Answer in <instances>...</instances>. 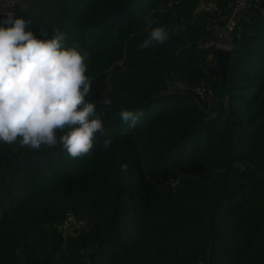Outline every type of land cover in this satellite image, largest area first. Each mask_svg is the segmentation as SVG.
I'll list each match as a JSON object with an SVG mask.
<instances>
[{"label": "trees", "instance_id": "1", "mask_svg": "<svg viewBox=\"0 0 264 264\" xmlns=\"http://www.w3.org/2000/svg\"><path fill=\"white\" fill-rule=\"evenodd\" d=\"M199 1H18L25 31L59 30L89 53L85 99L105 134L76 159L0 142V264H264V0L232 35L227 100L211 112L192 92L204 83L217 98L219 84L198 48L216 16L195 13ZM152 9L154 27L179 31L141 50ZM121 109L144 115L130 129ZM67 214L85 225L62 235L51 225Z\"/></svg>", "mask_w": 264, "mask_h": 264}, {"label": "clouds", "instance_id": "2", "mask_svg": "<svg viewBox=\"0 0 264 264\" xmlns=\"http://www.w3.org/2000/svg\"><path fill=\"white\" fill-rule=\"evenodd\" d=\"M156 14L152 9L142 18L148 35L141 50L164 44L179 31L154 27ZM7 15L4 23L11 26L0 27V142L32 150L60 145L73 159L91 155L97 134L104 135L105 129L97 103L85 99L92 85L86 74L89 53L65 47L66 35L59 30L51 39H37L25 31L29 20ZM100 104L110 107L112 101L105 97ZM119 115L131 129L144 113L121 109ZM111 144L105 138L102 147L107 150ZM127 169L122 165L121 172Z\"/></svg>", "mask_w": 264, "mask_h": 264}, {"label": "built area", "instance_id": "3", "mask_svg": "<svg viewBox=\"0 0 264 264\" xmlns=\"http://www.w3.org/2000/svg\"><path fill=\"white\" fill-rule=\"evenodd\" d=\"M251 1L252 0H225V13H222V9H220L215 0L199 1L195 13H214L216 16V18L211 20L209 26L207 27L206 36L198 45L199 49L203 51H208L206 59L207 63H212L213 65L215 61V48L233 50L232 35L239 29L240 19L245 14ZM17 4L18 0H0V21L7 20L8 13H12L13 18ZM172 85L175 87L177 85L183 84L173 81L169 85V87ZM185 87L188 90V87ZM192 92L196 96V98L198 97L201 99H203L205 95H209L206 97L208 104L209 98L212 95L213 97H215V89L204 83L199 84V86L194 88ZM83 225H85L83 221H78L71 214H67L62 219L55 221L51 225V227L56 232L61 233L62 235H66L73 231L79 230Z\"/></svg>", "mask_w": 264, "mask_h": 264}, {"label": "water", "instance_id": "4", "mask_svg": "<svg viewBox=\"0 0 264 264\" xmlns=\"http://www.w3.org/2000/svg\"><path fill=\"white\" fill-rule=\"evenodd\" d=\"M232 54V50L224 49V48H215L214 49V65L213 67L219 74V84L217 96L222 98L223 104L227 100V93L229 87V73L227 70L230 56Z\"/></svg>", "mask_w": 264, "mask_h": 264}, {"label": "rangeland", "instance_id": "5", "mask_svg": "<svg viewBox=\"0 0 264 264\" xmlns=\"http://www.w3.org/2000/svg\"><path fill=\"white\" fill-rule=\"evenodd\" d=\"M19 1V0H18ZM21 1V0H20ZM0 26H2V27H4V21H0ZM174 90L175 91H182V92H186V87L185 86H183V85H177V86H175L174 87ZM207 96H209V95H205L204 97H203V99H201V98H198V100H199V102H200V104H202L204 107H205V109L206 110H210V112L216 107V109H217V107H219L220 105H222L223 104V100H222V98H219L218 96H217V98H215V97H213V95L209 98V104L207 103ZM206 106H205V105ZM215 109V110H216Z\"/></svg>", "mask_w": 264, "mask_h": 264}]
</instances>
